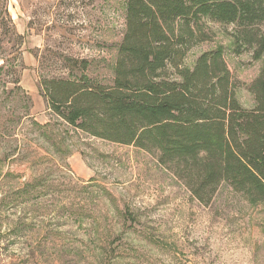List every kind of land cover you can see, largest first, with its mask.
Returning a JSON list of instances; mask_svg holds the SVG:
<instances>
[{
    "label": "rangeland",
    "instance_id": "1",
    "mask_svg": "<svg viewBox=\"0 0 264 264\" xmlns=\"http://www.w3.org/2000/svg\"><path fill=\"white\" fill-rule=\"evenodd\" d=\"M4 1L0 264H264V201L221 184L200 203L155 154L72 128L44 97L33 114L21 84L27 70L24 84L41 96L52 78L111 84L125 0ZM203 25L209 39L188 51L184 66L221 50L236 100L253 108L248 86L264 69V54L238 46L235 24Z\"/></svg>",
    "mask_w": 264,
    "mask_h": 264
},
{
    "label": "trees",
    "instance_id": "2",
    "mask_svg": "<svg viewBox=\"0 0 264 264\" xmlns=\"http://www.w3.org/2000/svg\"><path fill=\"white\" fill-rule=\"evenodd\" d=\"M203 19L235 24L238 46L264 54V0H125L111 84L52 78L42 95L72 128L155 154L200 203L221 184L261 202L264 69L248 86L254 107L243 109L221 50L184 66L188 51L209 39Z\"/></svg>",
    "mask_w": 264,
    "mask_h": 264
},
{
    "label": "crops",
    "instance_id": "3",
    "mask_svg": "<svg viewBox=\"0 0 264 264\" xmlns=\"http://www.w3.org/2000/svg\"><path fill=\"white\" fill-rule=\"evenodd\" d=\"M25 60L27 61L26 63L29 67L33 66L35 63V58L30 53H25ZM30 73L31 72L27 70L24 74V79H28L29 76L31 75ZM24 79L22 77L21 84L26 90L28 89L29 91L28 93L31 96L32 103H33V106H32L33 114H37L41 112L42 109L45 107L43 96H41V94L37 91V88L35 87L28 88L26 86L27 84H24Z\"/></svg>",
    "mask_w": 264,
    "mask_h": 264
}]
</instances>
